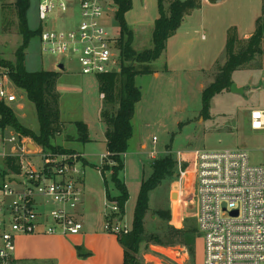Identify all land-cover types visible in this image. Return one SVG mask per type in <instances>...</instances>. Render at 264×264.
Returning a JSON list of instances; mask_svg holds the SVG:
<instances>
[{
    "label": "rangeland",
    "instance_id": "obj_1",
    "mask_svg": "<svg viewBox=\"0 0 264 264\" xmlns=\"http://www.w3.org/2000/svg\"><path fill=\"white\" fill-rule=\"evenodd\" d=\"M14 2L0 0V57L12 63L23 41L18 30ZM38 3L39 0H31L27 13L29 27L33 31L45 30L39 18ZM165 3L167 6V1ZM262 10L263 0H221L217 5L206 4L202 10L194 9L193 14L191 12L186 16L188 19L170 44L169 72L164 68L165 57L152 64L135 65L136 69L148 75L137 78L142 98L136 105L133 136L123 155L125 167L121 178L130 194L125 205L124 220L130 227L142 181L150 176L151 163L156 159L171 155L177 161L178 152L242 148L249 153L252 164L264 165V130L257 131L250 127L251 110L264 108V41L263 53L256 57L253 66L240 68L233 73V82L244 91L237 93L227 89L212 99L208 114L202 111L203 91L214 81L218 67L227 59L229 30L235 29L240 38L246 33H253ZM115 11L116 6L108 0L101 23L107 32L119 40L120 27L115 19ZM158 17V0H133L126 21L134 30L133 46L136 50L153 46L152 33ZM82 21L79 0H74L68 12L56 10L49 17L46 30H75ZM182 44L183 51L179 53L177 49ZM63 59L66 60L64 71L57 66ZM25 66L32 72H60L57 92L63 131L52 143L69 153L85 154L91 164L85 161L89 165L85 168V187L80 204H83L87 216H101L105 220L106 212L113 209L108 195L116 196L118 190L112 181L111 171L103 173L106 124L102 113L105 102L100 95L96 75H84L74 54L66 57L42 50L39 33L31 38L26 49ZM0 72L9 74V68L0 67ZM154 72L159 73L154 76ZM14 92L18 98L11 102V106L21 123L33 131H39L35 104L23 90L15 88ZM77 122L87 125L88 140H81ZM25 139L34 150L33 147L37 145L35 141L28 136ZM142 144L146 146L142 147ZM35 160L39 162V158ZM3 168L6 169L5 161L0 157V172ZM175 170L173 176H166L150 192L146 233L138 253L129 264H196L197 257L199 263L204 264V239L198 229L194 252L180 240L169 243L164 235L172 230H186L196 225L195 208L191 202L193 181L188 175L181 185L177 162ZM174 193L176 198H173ZM155 236L165 242L157 243Z\"/></svg>",
    "mask_w": 264,
    "mask_h": 264
},
{
    "label": "built area",
    "instance_id": "obj_2",
    "mask_svg": "<svg viewBox=\"0 0 264 264\" xmlns=\"http://www.w3.org/2000/svg\"><path fill=\"white\" fill-rule=\"evenodd\" d=\"M73 2L39 0V18L45 29L40 33L42 50L66 57L74 54L84 75L117 71L121 61L118 37L101 23L108 0H79L83 21L77 29L46 30L49 17L56 10L68 12ZM65 59L57 66L62 61L65 65ZM15 88L9 74L0 72V101L11 106L18 98ZM250 127L264 130V108L251 110ZM30 147L25 136L0 124V157L14 158L18 166L0 186V264H15L20 235H76L84 228L78 212L84 194V155L38 144L34 150ZM177 155L179 183L182 185L188 175L193 181L191 202L204 239V264H264V165L252 164L242 148ZM111 203L113 209L105 214L104 229L118 236L128 234L131 227L125 216L118 215L117 202Z\"/></svg>",
    "mask_w": 264,
    "mask_h": 264
},
{
    "label": "trees",
    "instance_id": "obj_3",
    "mask_svg": "<svg viewBox=\"0 0 264 264\" xmlns=\"http://www.w3.org/2000/svg\"><path fill=\"white\" fill-rule=\"evenodd\" d=\"M168 5L166 6V2ZM203 0H158L159 17L154 22L152 33L153 46L149 49L138 51L134 48V30L126 21V14L133 7V0H113L116 6L115 19L120 27V38L117 48L120 51L121 61L118 70L107 74L97 75L100 95L103 96L105 107L102 119L106 124L107 154L104 157L103 173L111 171L112 181L118 190V195L110 196L111 202H117L118 215L125 216V205L129 200V191L121 178L125 164L123 155L127 152L129 141L133 136V118L136 105L142 98V93L136 78L148 74L136 69L137 64H152L161 58L167 48L168 40L177 32L186 16L192 10L200 8ZM216 2L217 0H209ZM14 7L18 16V30L23 36L22 44L15 53V62H7L0 57V67L9 68V76L16 88L23 90L27 98L36 106L39 131H33L25 127L18 118L13 106L0 101V124L2 127H10L22 136L31 137L36 144L54 151H64L53 145L52 141L63 131L61 120L60 97L57 92V81L60 72L56 71H29L25 66L26 49L30 40L41 29L33 31L29 27L27 13L31 0H17ZM264 41V0L262 15L257 20L255 31L247 39L238 36L235 29H230L226 46L227 59L218 67V73L214 81L203 91L202 111L208 114L211 101L234 83L233 73L240 68L251 67L257 56L262 55V43ZM80 138L88 140V127L84 122H77ZM73 152V151H72ZM70 152V153H72ZM6 169H1L0 186L11 171H18L15 159L7 157L4 159ZM176 161L173 156L166 155L151 163L152 172L150 176L142 181L139 196L134 212L133 223L128 234L119 236L120 242L125 250V264H129L139 251L143 235L146 233L145 220L150 210V192L154 191L166 178L173 176L176 172ZM9 171V172H8ZM197 227L192 226L185 229L172 230L164 234L169 243L178 240L192 249L197 239ZM157 243L165 241L155 236Z\"/></svg>",
    "mask_w": 264,
    "mask_h": 264
},
{
    "label": "crops",
    "instance_id": "obj_4",
    "mask_svg": "<svg viewBox=\"0 0 264 264\" xmlns=\"http://www.w3.org/2000/svg\"><path fill=\"white\" fill-rule=\"evenodd\" d=\"M219 2L221 0H217L216 2L203 0L202 6L197 9L202 10L206 4L217 5ZM187 19L185 18L180 28L183 27ZM179 29L168 40L167 48L161 56V58L165 57L166 64L164 68L168 72L170 71L169 62L171 60L170 56H168L170 44L179 33ZM251 35L252 33H246L242 39H247ZM203 38H205L204 35ZM183 46L184 44L177 49V52H182ZM157 73L159 72H154L152 75L156 76ZM104 141L106 146L104 152L105 157L107 154L106 138ZM144 146L146 144H142V147ZM80 153L83 154V152ZM83 155L84 161L90 163L85 157V154ZM79 207V216L84 222V228L79 234L53 235L35 233L20 235L16 242L15 264H125V250L120 242L119 236L114 233H109L104 229L105 220L101 216L89 217L85 212L83 204H80ZM182 210L183 208L181 207ZM196 264H201L199 263L198 257Z\"/></svg>",
    "mask_w": 264,
    "mask_h": 264
},
{
    "label": "water",
    "instance_id": "obj_5",
    "mask_svg": "<svg viewBox=\"0 0 264 264\" xmlns=\"http://www.w3.org/2000/svg\"><path fill=\"white\" fill-rule=\"evenodd\" d=\"M62 71H64L65 70V65H64V61H62L60 64H59V66H58ZM116 70H114L113 72H115ZM233 92H237V93H239V92H243L244 91V88H241V87H239L236 83H233L232 85H231V88H230ZM173 198H176V194L174 193L173 194Z\"/></svg>",
    "mask_w": 264,
    "mask_h": 264
}]
</instances>
